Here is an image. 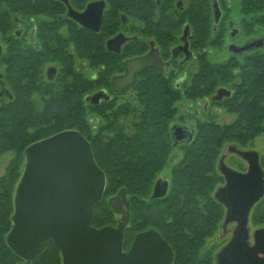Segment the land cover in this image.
I'll list each match as a JSON object with an SVG mask.
<instances>
[{
	"label": "trees",
	"instance_id": "trees-1",
	"mask_svg": "<svg viewBox=\"0 0 264 264\" xmlns=\"http://www.w3.org/2000/svg\"><path fill=\"white\" fill-rule=\"evenodd\" d=\"M143 1L118 0L115 8L148 11L151 2ZM205 1L208 0H194V42L196 49L206 47L211 52L224 41L225 18L214 29L213 13L209 14ZM20 2L31 5V0ZM263 8L264 0L243 1L241 17L247 35H252L253 26L261 22L259 12ZM1 22L8 23V19L0 17V29ZM77 42L81 43L83 57L92 62L94 38L84 36ZM7 43L0 64L4 65V80L13 97L0 99V159L7 152H12L13 158L7 173L0 176V264L24 262L8 246L6 235L12 227L14 191L23 170L26 147L69 128L80 130L90 141L95 160L106 175L103 198L94 208V226L117 222L109 198L125 188L130 202L126 247L137 232L155 228L172 246L174 264H216L214 250H209L215 247L207 249L205 242L221 229L225 216V207L214 198L215 189L224 181L218 161L227 145L247 148L264 132V52L258 50L243 58L231 56L224 62L214 61L212 55L200 56L194 77L179 87L174 84V75L154 71L138 83L135 98L127 106L107 103L97 108L84 98L93 90L88 79H75L73 83L64 80L59 88L43 86L42 64L57 61L63 51L20 55L11 38ZM65 63L64 69L71 70L68 61ZM112 64L110 69L117 68ZM229 84L231 96L214 104L224 106L235 119L226 124L218 123L215 117L198 120L193 126L192 141L181 145L182 158L170 167L169 192L152 199L157 176L170 165L174 149L170 127L182 117L178 115V104L209 97L219 86ZM35 92L43 98L41 111L35 109L32 100ZM97 114L101 118L100 130L112 127L113 136L103 139L88 131L93 128L91 117ZM120 116L131 117L130 129L118 126ZM261 165L264 169V158ZM250 219L255 225L264 226V198L254 206ZM32 264H62L59 248L52 240L45 241Z\"/></svg>",
	"mask_w": 264,
	"mask_h": 264
},
{
	"label": "water",
	"instance_id": "water-1",
	"mask_svg": "<svg viewBox=\"0 0 264 264\" xmlns=\"http://www.w3.org/2000/svg\"><path fill=\"white\" fill-rule=\"evenodd\" d=\"M212 1L216 29L222 9L218 0ZM103 6L104 1H96L82 13L70 9V15L97 31ZM231 24V35L236 36L238 29ZM122 36L108 40V48L119 52L125 41ZM262 45V39H255L230 49L236 53ZM152 58L154 55L149 53L126 60V72L113 78L115 89L119 91L134 85L137 73L155 63ZM158 63L159 57L155 64ZM101 94L103 92L90 94L86 99L95 104ZM230 95L228 88L221 87L212 99L221 100ZM0 97H13L2 74ZM190 130L185 125L174 124L171 131L175 143L191 142L194 129ZM229 152L247 162L246 170L227 164ZM24 154L23 170L14 191L12 227L6 235L8 246L24 260L23 264H32L47 240H52L59 248L62 264H174L172 246L155 228L137 232L130 247L125 249V228L130 220V202L125 188L109 198L113 211L120 215L117 225L96 227L92 224L94 208L105 192L106 175L95 160L90 141L80 130L64 129L37 140L26 147ZM218 170L224 183L216 188L214 198L225 207L222 235H231L216 252V264H264V226L254 229L252 241L250 232L251 212L264 198L260 154L255 149L230 144L219 158ZM168 188V180L157 179L151 198L166 196ZM230 223L233 226L228 228Z\"/></svg>",
	"mask_w": 264,
	"mask_h": 264
},
{
	"label": "flooded vegetation",
	"instance_id": "flooded-vegetation-1",
	"mask_svg": "<svg viewBox=\"0 0 264 264\" xmlns=\"http://www.w3.org/2000/svg\"><path fill=\"white\" fill-rule=\"evenodd\" d=\"M96 1H104L101 25L97 31L84 26L70 15V9L82 13L90 3ZM145 1L147 2V0ZM186 1L188 2L187 8L195 5L194 0ZM186 1L149 0L151 8L148 11L137 12L129 7H127L129 9L126 8L127 10H117L118 0H31V5L29 6L23 5L20 0H0V17L1 19H8V23L1 22L0 44L2 54L7 49V40L9 38L13 40L15 50L20 55L30 52L47 53L52 50L63 51V56L57 57V61L47 60L42 64L41 78L43 79V86L47 87V89L51 87L59 88L64 80H70L69 83H73L75 79L82 81L85 78L92 81L93 85V90L84 96L88 104L97 108H103L107 103H112L116 106H127V103L135 98V87L152 72L159 71L167 75H174V84L179 87L190 82L192 77H194L199 68L200 56L213 55L206 47L196 49L193 25L195 15L193 8L191 9V14L185 13L187 10ZM154 2L155 5H159L160 7L156 8ZM218 2L222 9L221 21L224 17V10L222 3L219 0ZM212 3L213 1L210 0L213 13ZM236 22L237 20L231 19L227 25L230 35L229 26L231 23V27L238 29L236 36L231 35L234 38L245 33L243 26L235 25ZM89 35L96 42L90 52L92 62L88 58L83 57L81 43L77 42L79 38ZM117 35H123L122 37L125 40L119 52L113 49L110 50L107 45L108 40ZM255 39H262L263 45L236 53L230 49V47L243 46L248 41ZM227 45L231 56L243 58L248 53L264 49V36L254 34L243 43L229 41ZM149 53L154 55V58H152L153 62L157 63L159 57L160 63L158 65L154 63L147 66L137 73V80L134 85H128L119 91L116 90L113 86V78L126 72L125 61L145 56ZM66 61H68V67L71 70L64 69V64L67 67ZM113 62H116V64H112ZM111 64L117 66V68L110 69ZM0 74H2L4 80L3 64H0ZM221 87L228 88L232 94V86L229 84L219 86L209 97L202 98L203 100L199 98L192 102L183 101L187 103L186 108L188 109L189 117L202 118L203 114L211 107L216 106L219 108L214 103H221L225 98L229 97L225 96L221 100L212 99V96ZM97 92H103V94L99 95L100 98L97 97V103L92 104L86 99L87 95ZM35 93L42 97L38 92ZM194 105H197L198 109H194ZM91 121L93 128L100 130V115L92 116ZM174 124L185 125L189 128V131H191L190 129H194L195 134L193 126L190 127L184 123L174 122L171 127ZM171 127L170 135L173 147L177 148L186 143H175ZM227 146L225 147V151L227 150ZM174 159V155H172L170 157V162H173L171 166L175 163ZM168 176L169 174H159L155 182L159 178L168 180L169 192L170 177Z\"/></svg>",
	"mask_w": 264,
	"mask_h": 264
},
{
	"label": "rangeland",
	"instance_id": "rangeland-1",
	"mask_svg": "<svg viewBox=\"0 0 264 264\" xmlns=\"http://www.w3.org/2000/svg\"><path fill=\"white\" fill-rule=\"evenodd\" d=\"M186 1V0H185ZM224 3H222L223 5V10H224V26H225V32H224V36H223V43L222 45H217V47H214L212 49V58L214 61L217 62H224L225 60L229 59V57H231V53L228 50V45L227 43L229 41H235L237 43H243L248 37L252 36V35H257V36H264V8L261 12H259V16L261 18V22L256 23L253 28V34L252 35H247L246 33H242L239 36H237L236 38L232 37L227 29V25L229 20L233 19V20H237L235 25H241L244 27V23L242 22L243 18L241 17V7L243 6V1L244 0H223ZM207 2V7L209 9V14L212 11L211 8V4H210V0L205 1ZM186 12L187 14H191L192 13V7L187 8L188 7V2L186 1ZM189 9V10H188ZM261 52H264L263 50H259ZM32 100L34 102L35 105V109L37 111H41L42 107H43V98L40 97L38 94H33L32 96ZM201 100H203L201 98ZM1 103V100H0ZM212 105V104H211ZM187 103L186 102H180L178 104V110L179 117L178 121L188 125V126H194L196 124V122L198 120H210L211 117H215L214 120H216L218 123L220 124H226V123H230L235 119V115H233L232 113L228 112L226 110V108L222 105H218V107L213 106L211 107L205 114H203L204 116L202 118H195V117H189V113H188V109L186 108ZM198 109L197 105H194V109ZM130 121H131V117L129 116H120L117 120L118 122V126L119 127H123V130H128L130 129ZM112 128V127H111ZM111 128L108 129H104V130H97L95 128H89L88 131H90L91 135H100L101 138L105 139V137L108 136H113V132L110 131ZM98 132V133H97ZM247 148L250 149H255L259 152L261 159L264 158V132L260 133L258 136L255 137L254 141L250 144V146H248ZM225 147L222 150V153L220 155H222L223 153H225ZM172 155H174V162L177 163L183 155V150L182 147L179 146L177 148H174L172 150ZM13 158V153L12 152H7L5 153L1 159H0V176H4L7 173V167L11 161V159ZM226 162L230 167H233L237 170H245L247 167V163L244 159H242L241 157L237 156L236 154L233 153H227L226 156ZM173 162H170V165L167 168H164L159 174H169L168 177H170V167L171 164ZM224 183V181H223ZM223 183L219 184L218 186L222 185ZM217 186V187H218ZM216 190V189H215ZM215 192V191H214ZM114 217L116 219V223L112 224V226L117 225L118 223V219L120 217L119 214L114 212ZM251 217V215H250ZM129 226V224H127ZM233 226V223H230L228 225V228H231ZM221 227V226H220ZM260 226L255 225L252 220L250 219V232H251V241H252V233L254 231V229L258 228ZM222 229H219L217 231V233L208 238L207 241L205 242V247L207 249L215 247L213 249H209V250H214V254H216V252L228 241V239L230 238V233H227L226 235H222ZM130 246H125V249H128ZM208 250V251H209ZM215 260V258H214ZM216 261V260H215ZM19 264V263H18ZM22 264V263H20Z\"/></svg>",
	"mask_w": 264,
	"mask_h": 264
}]
</instances>
